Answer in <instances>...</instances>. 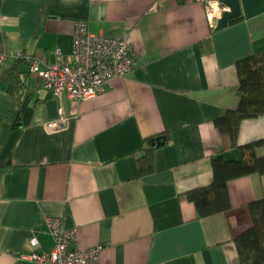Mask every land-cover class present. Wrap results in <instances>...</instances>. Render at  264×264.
Returning <instances> with one entry per match:
<instances>
[{
  "label": "crops",
  "instance_id": "1",
  "mask_svg": "<svg viewBox=\"0 0 264 264\" xmlns=\"http://www.w3.org/2000/svg\"><path fill=\"white\" fill-rule=\"evenodd\" d=\"M209 0H0V52L42 66L72 51L78 19L93 32L131 36L135 66L86 99L55 95L28 72L22 96L0 77V264H33L34 232L60 215L73 245L103 243L99 264H236L235 238L253 223L264 174L228 182L231 208L199 218L186 191L213 179L215 155L241 158L215 119L241 99L236 62L264 50V0H239L242 17L212 27ZM16 57L8 54L0 74ZM66 119L59 127L49 122ZM165 135L154 171L137 176L145 137ZM264 137V115L241 121L238 143ZM264 154V146L258 148Z\"/></svg>",
  "mask_w": 264,
  "mask_h": 264
},
{
  "label": "built area",
  "instance_id": "2",
  "mask_svg": "<svg viewBox=\"0 0 264 264\" xmlns=\"http://www.w3.org/2000/svg\"><path fill=\"white\" fill-rule=\"evenodd\" d=\"M225 8L220 0L207 2V16L212 27L217 26ZM131 42L129 34L113 36L93 32L89 22L80 18L75 23L70 54L65 55L57 50L56 61L42 66L36 57L21 51L0 52V63L5 61L8 54L22 58L30 72L38 75L43 80V86L55 95L66 94L70 98L86 99L103 92L114 78L125 76L133 70L135 54ZM65 119L61 110L59 117L50 121L49 125L62 126ZM44 223L53 239L52 246L42 249L33 232L29 237L32 249L22 256L29 258L33 264H99L103 243L86 247L73 245L76 229L65 227L60 215H47Z\"/></svg>",
  "mask_w": 264,
  "mask_h": 264
},
{
  "label": "trees",
  "instance_id": "3",
  "mask_svg": "<svg viewBox=\"0 0 264 264\" xmlns=\"http://www.w3.org/2000/svg\"><path fill=\"white\" fill-rule=\"evenodd\" d=\"M242 15L230 19V23ZM218 29V28H217ZM23 59L19 58L1 72L0 77L6 89L22 96L27 87L28 72L20 69ZM239 74L241 99L236 108H228L215 119L230 146L238 147L241 158L231 159L224 155L212 157L213 179L210 183L186 191L187 197L195 204L199 218L225 212L231 208L228 182L250 173L264 174V154L258 148L264 146V137L239 144L238 133L241 121L249 117L264 115V50L247 55L236 62ZM158 134L145 137L137 157V176H143L155 169V150L163 145ZM253 223L236 238L239 260L236 264H264V197L249 203Z\"/></svg>",
  "mask_w": 264,
  "mask_h": 264
},
{
  "label": "water",
  "instance_id": "4",
  "mask_svg": "<svg viewBox=\"0 0 264 264\" xmlns=\"http://www.w3.org/2000/svg\"><path fill=\"white\" fill-rule=\"evenodd\" d=\"M220 2L226 7L222 12L221 17L218 20L217 28H222L226 26L230 19L235 18L241 14V6L239 0H220ZM159 142H164L165 135H160L157 137Z\"/></svg>",
  "mask_w": 264,
  "mask_h": 264
},
{
  "label": "clouds",
  "instance_id": "5",
  "mask_svg": "<svg viewBox=\"0 0 264 264\" xmlns=\"http://www.w3.org/2000/svg\"><path fill=\"white\" fill-rule=\"evenodd\" d=\"M214 7H215V5H214ZM225 10H227V9H225ZM218 13H219V9L217 8L216 9V14L218 15Z\"/></svg>",
  "mask_w": 264,
  "mask_h": 264
}]
</instances>
